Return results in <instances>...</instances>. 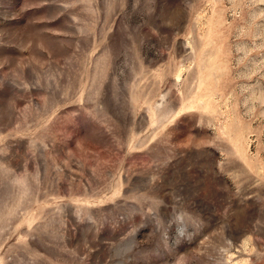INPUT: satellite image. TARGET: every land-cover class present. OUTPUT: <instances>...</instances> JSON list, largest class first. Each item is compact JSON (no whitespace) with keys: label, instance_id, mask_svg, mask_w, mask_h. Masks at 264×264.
I'll list each match as a JSON object with an SVG mask.
<instances>
[{"label":"rangeland","instance_id":"374dc122","mask_svg":"<svg viewBox=\"0 0 264 264\" xmlns=\"http://www.w3.org/2000/svg\"><path fill=\"white\" fill-rule=\"evenodd\" d=\"M0 264H264V0H0Z\"/></svg>","mask_w":264,"mask_h":264}]
</instances>
